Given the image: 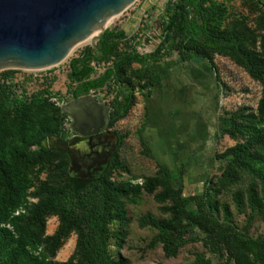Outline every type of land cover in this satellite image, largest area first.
<instances>
[{
    "label": "rangeland",
    "instance_id": "obj_1",
    "mask_svg": "<svg viewBox=\"0 0 264 264\" xmlns=\"http://www.w3.org/2000/svg\"><path fill=\"white\" fill-rule=\"evenodd\" d=\"M166 0H134L105 28H121L126 45L139 53L160 39ZM208 30L235 37L243 55L264 73V0H199ZM89 46L75 44L58 63L37 70L6 68L0 82L10 84L14 98L0 103V127L18 123L38 133L39 119L54 131L42 140L44 151L29 157L36 145L26 142L9 161L12 173L0 170V191L14 205L4 225L14 235L30 237L43 264H80L73 221L63 220L48 205L64 184L62 166L85 176V162L106 158L117 146L105 175L103 241L113 264H193L215 258L187 227L171 252L154 239L156 226L183 221L175 214L171 189L181 186L180 199L204 193L215 215L236 232L264 236V96L263 84L246 66L225 53L206 52L199 64L177 63L166 45L156 63L160 87L133 73L138 64H123L118 82L86 95L107 108L115 92L123 105L104 134L106 143L87 147L83 134L71 128L79 105L70 97L68 60ZM124 46H120L122 49ZM110 61L94 65V74ZM81 98V97H80ZM89 157V158H88ZM72 159L74 166L69 162ZM0 264H14L2 254Z\"/></svg>",
    "mask_w": 264,
    "mask_h": 264
},
{
    "label": "trees",
    "instance_id": "obj_2",
    "mask_svg": "<svg viewBox=\"0 0 264 264\" xmlns=\"http://www.w3.org/2000/svg\"><path fill=\"white\" fill-rule=\"evenodd\" d=\"M164 19L161 23L160 39L154 49L139 53L126 45L127 35L121 28H105L95 42L97 50L84 47L77 56L68 60L66 78L71 83L69 94L72 98L114 86L118 82L123 64H138L133 73L144 78L152 88L160 87L157 61L162 49L168 47L176 53L177 63L199 64L206 58V52L225 53L236 62L247 67L248 72L263 84L264 73L245 55L235 37H227L210 31L206 27L207 13L199 0H166L163 6ZM124 46L119 48L120 46ZM110 61V64L94 74V65ZM117 92L111 99L108 112L112 121L119 113L123 102ZM15 99L10 84L0 82V103ZM40 130L36 135L25 121L15 127H0V170L12 173L8 163L18 158L26 142L36 145L28 150L29 157H36L45 149L42 140L50 133L48 120L39 119ZM117 142L110 146L102 161L85 162L81 177L70 174L67 164L61 170L64 174L63 187L48 199L50 208L59 213L63 220L73 221L77 231L76 251L82 258L80 264H113L108 258L103 241L105 175L114 160ZM89 158V157H88ZM69 159V158H68ZM69 162L74 166L72 159ZM174 197L175 214L183 221L175 226L158 224L154 239L162 242L168 252L173 251L182 241L187 227H193L199 234L201 244L215 258L214 261L201 258L193 264H264V236H252L247 232H236L226 220H220L214 213L207 197L202 192L190 197L189 207L180 199L181 186L171 189ZM0 191V250L13 260L14 264H43L34 254L30 237H17L4 224L13 209Z\"/></svg>",
    "mask_w": 264,
    "mask_h": 264
},
{
    "label": "water",
    "instance_id": "obj_3",
    "mask_svg": "<svg viewBox=\"0 0 264 264\" xmlns=\"http://www.w3.org/2000/svg\"><path fill=\"white\" fill-rule=\"evenodd\" d=\"M133 1L0 0V70L50 67L85 39H89V46L97 50L95 42L105 29L103 24ZM79 99L74 103L84 105ZM75 111L80 112L78 108ZM73 119L76 116L73 115ZM101 119V125L107 124V108ZM80 126L81 131L71 124L74 131L83 135L104 128H99L97 123L94 126L82 123Z\"/></svg>",
    "mask_w": 264,
    "mask_h": 264
},
{
    "label": "bare ground",
    "instance_id": "obj_4",
    "mask_svg": "<svg viewBox=\"0 0 264 264\" xmlns=\"http://www.w3.org/2000/svg\"><path fill=\"white\" fill-rule=\"evenodd\" d=\"M109 21L110 19L105 24H103V26H106ZM28 70H37V69H28ZM79 101L81 104H84L75 107V109L77 110L78 108L80 112L75 111V109L74 110L71 109L73 115L76 116V119L75 120L73 119L72 121V124H75L76 128H79L81 131L80 125L82 123L92 124V126H94L95 123H97L99 125V128L106 126L105 123L101 125V122H103L101 116H105V110H106L104 105L96 102L90 96L82 97L79 99Z\"/></svg>",
    "mask_w": 264,
    "mask_h": 264
},
{
    "label": "flooded vegetation",
    "instance_id": "obj_5",
    "mask_svg": "<svg viewBox=\"0 0 264 264\" xmlns=\"http://www.w3.org/2000/svg\"><path fill=\"white\" fill-rule=\"evenodd\" d=\"M84 95H86V94H84ZM84 95H80V96H77L75 98H72L71 96L70 97L73 100H75V99H77V98H79L81 96H84ZM104 128L102 130L98 131V132L84 135L83 137L82 136H78V140L81 141V142H84V145L87 146V147L95 146V145L102 144V143H106L107 142V138L105 137V134H104Z\"/></svg>",
    "mask_w": 264,
    "mask_h": 264
}]
</instances>
